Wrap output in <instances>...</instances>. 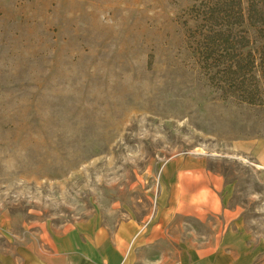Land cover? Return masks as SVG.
I'll list each match as a JSON object with an SVG mask.
<instances>
[{"label":"rangeland","instance_id":"374dc122","mask_svg":"<svg viewBox=\"0 0 264 264\" xmlns=\"http://www.w3.org/2000/svg\"><path fill=\"white\" fill-rule=\"evenodd\" d=\"M209 1L0 0V247L94 216L148 223L163 165L187 156L264 240V103L201 69L192 7Z\"/></svg>","mask_w":264,"mask_h":264},{"label":"crops","instance_id":"0c3cea01","mask_svg":"<svg viewBox=\"0 0 264 264\" xmlns=\"http://www.w3.org/2000/svg\"><path fill=\"white\" fill-rule=\"evenodd\" d=\"M251 153L264 170V146ZM231 191L204 156L178 157L162 167L148 223L94 216L43 226L17 244L5 232L0 264H264V240L230 206Z\"/></svg>","mask_w":264,"mask_h":264},{"label":"trees","instance_id":"16d2710c","mask_svg":"<svg viewBox=\"0 0 264 264\" xmlns=\"http://www.w3.org/2000/svg\"><path fill=\"white\" fill-rule=\"evenodd\" d=\"M190 47L225 98L262 105L264 0H213L193 6Z\"/></svg>","mask_w":264,"mask_h":264}]
</instances>
